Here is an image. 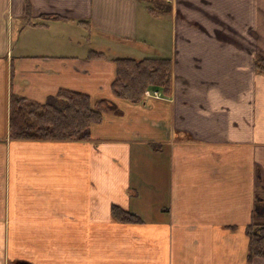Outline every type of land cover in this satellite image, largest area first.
<instances>
[{
    "label": "crops",
    "instance_id": "crops-1",
    "mask_svg": "<svg viewBox=\"0 0 264 264\" xmlns=\"http://www.w3.org/2000/svg\"><path fill=\"white\" fill-rule=\"evenodd\" d=\"M123 56L169 58L170 94L114 95ZM257 56L264 0H0V264H248L246 226L264 222ZM62 89L120 111L86 141L10 139L12 94Z\"/></svg>",
    "mask_w": 264,
    "mask_h": 264
},
{
    "label": "trees",
    "instance_id": "trees-1",
    "mask_svg": "<svg viewBox=\"0 0 264 264\" xmlns=\"http://www.w3.org/2000/svg\"><path fill=\"white\" fill-rule=\"evenodd\" d=\"M165 2V0H160ZM158 3H155L157 8ZM163 5L162 10H168ZM154 12L153 7H149ZM156 11V10H155ZM95 56L102 55L95 52ZM116 77L112 82L114 95L131 102L144 100L148 88L160 89L163 95L171 92L172 62L169 58L129 56L116 57ZM256 71L264 75V57L255 59ZM9 137L14 140H78L91 139V126L103 119V111L120 110L114 102L101 99L96 103L90 95L62 89L46 102L39 103L12 94L10 100ZM113 216L123 222L140 221L139 215L117 204L111 207ZM249 237L247 263L255 256L264 257V222L251 221L246 226Z\"/></svg>",
    "mask_w": 264,
    "mask_h": 264
},
{
    "label": "built area",
    "instance_id": "built-area-1",
    "mask_svg": "<svg viewBox=\"0 0 264 264\" xmlns=\"http://www.w3.org/2000/svg\"><path fill=\"white\" fill-rule=\"evenodd\" d=\"M146 93H150L149 91H147ZM152 94H155V95H158V92H157V90H154L153 92H151Z\"/></svg>",
    "mask_w": 264,
    "mask_h": 264
},
{
    "label": "rangeland",
    "instance_id": "rangeland-1",
    "mask_svg": "<svg viewBox=\"0 0 264 264\" xmlns=\"http://www.w3.org/2000/svg\"><path fill=\"white\" fill-rule=\"evenodd\" d=\"M123 55H127V54H123ZM149 89H150V88H148L147 91H149ZM154 90H155V89H154ZM157 92H158V95H159V91H158V90H157ZM145 93H146V91H145ZM153 215L158 216L157 214H153Z\"/></svg>",
    "mask_w": 264,
    "mask_h": 264
}]
</instances>
